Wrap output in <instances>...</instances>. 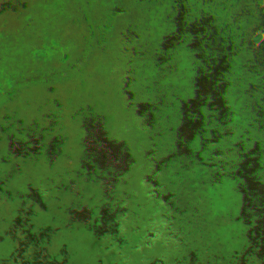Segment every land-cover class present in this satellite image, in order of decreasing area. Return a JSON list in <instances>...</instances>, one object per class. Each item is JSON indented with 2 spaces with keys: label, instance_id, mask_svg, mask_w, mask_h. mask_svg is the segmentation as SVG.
I'll return each instance as SVG.
<instances>
[{
  "label": "rangeland",
  "instance_id": "1",
  "mask_svg": "<svg viewBox=\"0 0 264 264\" xmlns=\"http://www.w3.org/2000/svg\"><path fill=\"white\" fill-rule=\"evenodd\" d=\"M88 5L89 0H0V51L12 44L44 51L33 91L68 77L78 110L94 128L83 145L89 155L69 164L49 159L35 176L14 174L7 164L11 152L0 153V264H106L104 240L122 237L133 214L152 209L167 180L200 185L204 117L190 119L189 109L190 117L179 113V86L191 81L189 94L203 105L225 91L234 99L251 90L253 103L264 108V70L226 75L224 63L240 52H221L210 35L220 26L197 14L192 0H159L157 34L175 47L149 63L143 53L125 57L99 44L91 36ZM234 8L243 31L256 9L251 0H226L225 14L231 17ZM217 76L225 81H215ZM113 139L140 153L130 176L114 171L109 179L90 167ZM219 187L209 183L204 197Z\"/></svg>",
  "mask_w": 264,
  "mask_h": 264
},
{
  "label": "trees",
  "instance_id": "2",
  "mask_svg": "<svg viewBox=\"0 0 264 264\" xmlns=\"http://www.w3.org/2000/svg\"><path fill=\"white\" fill-rule=\"evenodd\" d=\"M191 83L179 86L175 105L182 116L189 109L190 119L204 117L202 183L167 180L152 209L133 214L122 237L104 240L106 264H264V108L251 90L198 104ZM211 182L220 187L205 198Z\"/></svg>",
  "mask_w": 264,
  "mask_h": 264
},
{
  "label": "clouds",
  "instance_id": "3",
  "mask_svg": "<svg viewBox=\"0 0 264 264\" xmlns=\"http://www.w3.org/2000/svg\"><path fill=\"white\" fill-rule=\"evenodd\" d=\"M192 2L199 5L197 14L215 18L220 26L209 34L221 52L231 53L233 48L240 52L235 60L224 63L226 75L252 67L264 70V0H251L256 12L245 20L243 31L237 24L238 10L232 9L231 17L225 14L226 0ZM158 6L159 0H89L91 36L122 56L143 53L145 63L152 62L175 47L157 34L162 18ZM45 58L44 51L26 45L12 44L7 52L0 51V153L10 151L8 167L26 177L41 173L49 159L69 164L89 155L83 145L87 131L94 129L91 119L78 110L68 77L58 76L54 83L33 91V76ZM139 156L138 150L113 139L103 158H93L90 167L109 179L114 171L127 177L133 174ZM92 180L96 182L97 175L92 174Z\"/></svg>",
  "mask_w": 264,
  "mask_h": 264
}]
</instances>
